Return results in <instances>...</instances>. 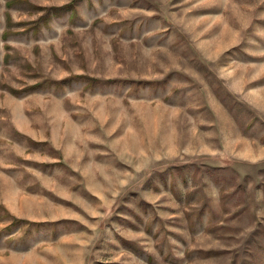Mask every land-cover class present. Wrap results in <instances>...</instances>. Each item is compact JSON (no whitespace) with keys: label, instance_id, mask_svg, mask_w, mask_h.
Instances as JSON below:
<instances>
[{"label":"rangeland","instance_id":"1","mask_svg":"<svg viewBox=\"0 0 264 264\" xmlns=\"http://www.w3.org/2000/svg\"><path fill=\"white\" fill-rule=\"evenodd\" d=\"M72 1L0 0V264H264V0Z\"/></svg>","mask_w":264,"mask_h":264},{"label":"trees","instance_id":"2","mask_svg":"<svg viewBox=\"0 0 264 264\" xmlns=\"http://www.w3.org/2000/svg\"><path fill=\"white\" fill-rule=\"evenodd\" d=\"M76 3L77 1L76 0H73L72 2L68 3V4H65L63 6H60V7H52L50 8L46 14L42 15V19L45 20V22L47 23L48 22V19H49V15H50V11L53 10L54 13H59V11L61 10H71L73 14H75L77 12V9H76ZM77 14H75L76 16ZM12 24V16L7 14V30L5 31L4 35L5 36H8L9 35V26Z\"/></svg>","mask_w":264,"mask_h":264}]
</instances>
